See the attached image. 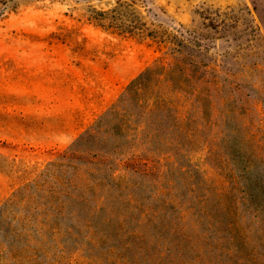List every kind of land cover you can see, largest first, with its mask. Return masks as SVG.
Returning <instances> with one entry per match:
<instances>
[{
	"label": "rangeland",
	"instance_id": "1",
	"mask_svg": "<svg viewBox=\"0 0 264 264\" xmlns=\"http://www.w3.org/2000/svg\"><path fill=\"white\" fill-rule=\"evenodd\" d=\"M156 67L185 146L149 119L114 135ZM133 153L160 176L93 159ZM248 161L264 178V0H0V264H264L262 208H233Z\"/></svg>",
	"mask_w": 264,
	"mask_h": 264
},
{
	"label": "trees",
	"instance_id": "2",
	"mask_svg": "<svg viewBox=\"0 0 264 264\" xmlns=\"http://www.w3.org/2000/svg\"><path fill=\"white\" fill-rule=\"evenodd\" d=\"M178 73H181V78L185 77L184 81L187 84H191L192 80L196 78V73L192 70L188 72L187 66H177ZM165 70L160 67H156L154 69H149L145 73H143L140 78L135 80L132 85L127 90V99L130 101H136V108L137 112H132L130 114H125V109L123 110L124 113L121 115L120 123L116 126L117 131H115L114 135L127 138L129 137L130 131H137V128L132 129L130 121L133 117L137 118V121L139 120V126L143 124L148 119L150 121H153V126L156 127L159 131H167L166 134L173 135V139L178 142V145L185 146L187 143L191 142L192 135H190L193 131L192 124L193 121L191 119L188 120L189 124L185 126V124L180 123L179 118L176 116L177 110L176 104L178 103V100L171 99L165 96V94L162 92L161 89L156 91V87L158 84L163 83V80H161L159 77L164 75ZM173 77V75H170ZM171 77L165 81H171L173 82V79ZM175 80V78H174ZM197 80H200V78L197 77ZM153 87V88H152ZM176 90V91H175ZM174 92H186L189 95H194L197 91V87L194 89V92H189L187 89L182 88L179 84H176L174 86ZM138 98H141L143 102L139 104L137 101ZM203 97L197 96V100L201 101ZM126 99V100H127ZM115 109V108H113ZM116 114L115 116L118 117L119 112H112L110 115ZM164 118L165 122L164 124L156 123L154 119L156 118ZM106 125V123L102 122L100 125L94 130L95 132L88 134V139L95 140L97 136L100 134L101 129ZM83 140V139H82ZM173 144V142H171ZM79 151V147H76L73 149V152L71 153V156H76V153ZM122 154V153H117ZM126 157V154H123ZM122 159L121 161H110V157L107 155H101V154H95L93 155V159H95L96 163H99L101 165H110V168H121L129 170L132 175H137L138 177H142L145 179L148 178H154V175L158 174L160 176V171L157 170L158 168L151 167V165L154 162V159H152V155L143 154L141 156L135 155L134 153L131 154L130 157L125 159ZM264 163V161H263ZM253 166V163L249 162L245 165L243 168V178L248 181V187H251L250 193H248V196H242L239 199L237 198V195L233 197V208L235 213L237 214L238 211V203L245 202L246 200H254L258 206L262 208V211L264 212V178L262 176L255 175L254 178H250L251 171L249 170ZM158 172V173H156ZM248 176V177H245ZM131 183L130 180L127 181L125 184L124 179H121L120 182L114 183L113 185L116 187V191L118 193V199L121 200L124 203H131V199L129 198V192L135 189H141L139 186L135 184H129ZM143 184V183H140ZM236 191L240 194L242 192L237 188ZM245 193V192H243ZM247 193V192H246ZM43 198V197H42ZM22 199V198H20ZM46 200L48 202H55L59 201V198L56 197H46ZM238 200V201H237ZM242 206L246 207V204L243 203ZM61 209H64V205L60 207ZM62 211V210H60ZM61 213V212H60ZM3 215V214H2Z\"/></svg>",
	"mask_w": 264,
	"mask_h": 264
}]
</instances>
